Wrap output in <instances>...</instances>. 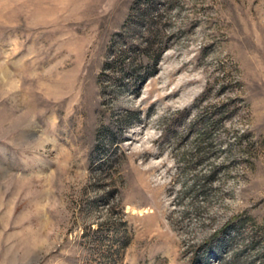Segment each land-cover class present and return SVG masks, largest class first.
I'll return each mask as SVG.
<instances>
[{"label": "rangeland", "instance_id": "obj_1", "mask_svg": "<svg viewBox=\"0 0 264 264\" xmlns=\"http://www.w3.org/2000/svg\"><path fill=\"white\" fill-rule=\"evenodd\" d=\"M0 264H264V0H0Z\"/></svg>", "mask_w": 264, "mask_h": 264}, {"label": "trees", "instance_id": "obj_2", "mask_svg": "<svg viewBox=\"0 0 264 264\" xmlns=\"http://www.w3.org/2000/svg\"><path fill=\"white\" fill-rule=\"evenodd\" d=\"M134 62H132L130 65V69L131 70H133V71H135V72H137L138 70H139V68H140V66H142V65H139V64H133ZM132 117L133 118H135V119H138L139 118V116H138V114H134V115H132Z\"/></svg>", "mask_w": 264, "mask_h": 264}]
</instances>
